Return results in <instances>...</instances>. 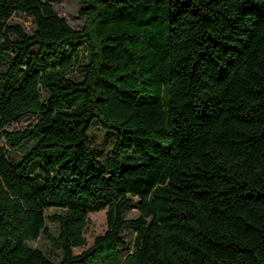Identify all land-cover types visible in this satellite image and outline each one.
Wrapping results in <instances>:
<instances>
[{
  "label": "trees",
  "instance_id": "trees-1",
  "mask_svg": "<svg viewBox=\"0 0 264 264\" xmlns=\"http://www.w3.org/2000/svg\"><path fill=\"white\" fill-rule=\"evenodd\" d=\"M80 3L76 29L43 0H0V264H264V0ZM94 120L117 135L105 164Z\"/></svg>",
  "mask_w": 264,
  "mask_h": 264
},
{
  "label": "rangeland",
  "instance_id": "rangeland-1",
  "mask_svg": "<svg viewBox=\"0 0 264 264\" xmlns=\"http://www.w3.org/2000/svg\"><path fill=\"white\" fill-rule=\"evenodd\" d=\"M43 1L52 4L57 14H59L62 17H65L72 27L76 29H80L84 26L86 17L80 14V9L83 7V5L80 3V0H43ZM10 23L23 26L24 29L29 33H32L36 28V24L32 17L19 12L14 14L12 19L10 20ZM81 60L83 62L85 59L81 57ZM1 65L2 64H0V67ZM68 74L76 79L82 78V74L79 71V69L70 68ZM36 121H38L36 117L28 116L25 119L9 126L8 130L9 131L24 130L25 128L35 123ZM89 135L92 141L93 150L97 158L103 164H105L106 160L113 156L114 146L117 138L116 133L104 130L101 127V125L98 124V121L94 120L91 129L89 131ZM22 154L23 151L20 150L17 151L15 155L17 156V158H20ZM124 156L127 161H129L131 158L133 159L132 152H125ZM123 164L124 166H126V165H134L135 163H126L124 161ZM54 211L55 209L51 208L48 210V213L52 214ZM106 213H107L106 209L101 210L99 212L89 213L90 223L88 225V229L86 232L87 245L84 248L75 249V253H80L83 250L89 248L93 244L96 236L106 232L107 230ZM138 214H139V210L136 206V203L132 206H129L125 211V215L127 218H135L138 216ZM48 226L54 235L57 236L59 234V225L56 221L49 220ZM136 235L137 232L134 228L132 227L124 228L123 237L125 242L127 243V249L120 247L122 254H125L127 250H133L134 240ZM29 244L35 248L42 249L48 256H50L56 261H59L61 258L60 247L54 245L48 238H45L44 236L38 238L37 240L29 241Z\"/></svg>",
  "mask_w": 264,
  "mask_h": 264
}]
</instances>
